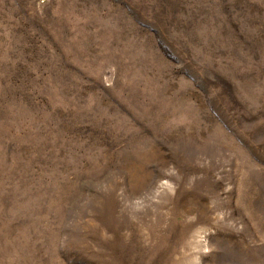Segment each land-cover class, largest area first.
<instances>
[{
	"label": "rangeland",
	"instance_id": "rangeland-1",
	"mask_svg": "<svg viewBox=\"0 0 264 264\" xmlns=\"http://www.w3.org/2000/svg\"><path fill=\"white\" fill-rule=\"evenodd\" d=\"M0 264H264V0H0Z\"/></svg>",
	"mask_w": 264,
	"mask_h": 264
}]
</instances>
